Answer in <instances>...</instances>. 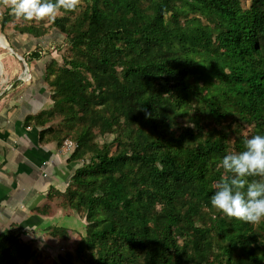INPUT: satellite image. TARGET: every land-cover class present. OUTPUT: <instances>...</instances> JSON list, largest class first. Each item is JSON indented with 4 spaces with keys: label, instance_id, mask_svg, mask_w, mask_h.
Here are the masks:
<instances>
[{
    "label": "trees",
    "instance_id": "16d2710c",
    "mask_svg": "<svg viewBox=\"0 0 264 264\" xmlns=\"http://www.w3.org/2000/svg\"><path fill=\"white\" fill-rule=\"evenodd\" d=\"M15 19L35 38L48 28L4 8L1 32ZM49 26L69 53L45 63L51 104L24 124L39 127V142L71 141L69 160L82 161L40 210L54 203L84 219L55 262L264 264V219L229 218L210 202L222 158L264 135V0H81ZM36 257L32 239L0 232V264Z\"/></svg>",
    "mask_w": 264,
    "mask_h": 264
},
{
    "label": "crops",
    "instance_id": "0c3cea01",
    "mask_svg": "<svg viewBox=\"0 0 264 264\" xmlns=\"http://www.w3.org/2000/svg\"><path fill=\"white\" fill-rule=\"evenodd\" d=\"M21 36L26 37L31 48L34 46L35 37L26 33ZM4 42L0 40V47L9 50ZM11 45L22 58L31 49L19 40ZM16 57L0 50V232H18L23 238L32 239L38 250L58 246L53 256L73 237L71 227L53 222L65 220L76 212L54 207V200L48 214L40 208L50 188L64 191L82 161L69 160L74 148L72 142L70 146L66 143L57 146L54 141L39 142V127L24 124L27 114L49 107L51 100L43 80L45 62L23 58L21 64ZM78 219L84 222L79 215ZM51 226L66 228L68 238L51 236L48 231ZM40 258L37 252V261L32 264H37Z\"/></svg>",
    "mask_w": 264,
    "mask_h": 264
},
{
    "label": "clouds",
    "instance_id": "9594fccd",
    "mask_svg": "<svg viewBox=\"0 0 264 264\" xmlns=\"http://www.w3.org/2000/svg\"><path fill=\"white\" fill-rule=\"evenodd\" d=\"M0 5L27 21H54L61 10L76 11L81 0H0ZM220 166L225 175L213 185L212 207L229 218L260 224L264 219V135L246 138L244 150L225 155ZM158 167L163 170L162 165Z\"/></svg>",
    "mask_w": 264,
    "mask_h": 264
},
{
    "label": "rangeland",
    "instance_id": "374dc122",
    "mask_svg": "<svg viewBox=\"0 0 264 264\" xmlns=\"http://www.w3.org/2000/svg\"><path fill=\"white\" fill-rule=\"evenodd\" d=\"M240 2H241L243 7H247L250 4V0H240ZM4 8H5L4 6H0V16H1L2 12L4 11ZM18 21H19L18 19H15L14 21L9 22L7 24V27L5 28L4 32H1V30H0V40L3 42V44L5 43L4 41H6L9 45V47H11V48H12L11 43L16 42V40L23 42V44H25L26 48L27 47L31 48L30 47L31 44H28V42L25 39L26 37L23 38L21 36V33H19L14 28V26L16 24H18L17 23ZM36 22H42V23H44V25L48 26V28H47V31L44 35H42L41 37H38V38H33V42H34L33 45L34 46L31 49H28V48L27 49L30 52L32 50H35V49L39 50L40 55L36 59H39V62L41 64L43 62L46 63L51 58H55L58 61V63L61 64L63 61V58L66 57L69 53V51H68L69 45L66 42L64 35L62 33H60L55 27L49 26L50 21L47 19H44L41 21H36ZM0 50H4V51L9 52V50L6 48L0 47ZM17 60L20 63L22 62V60H20L18 58H17ZM111 137H112V135L108 134V135L104 136V139L110 140ZM67 217L68 218H66L65 220L62 219V220H56V222H53L54 224H59L60 226L62 225L64 227H71L72 228L70 231V234L73 237L68 238V240H67L68 243H65V245H63V244L61 245V246H63V247H60V250H59L61 253L63 252L62 251L63 248H64V250H67V251H69V250L73 251L76 241L81 237V236H79L81 234L79 233V235H78L77 232L79 231L82 234L84 233V222L82 223L78 219L77 213H72L70 215H67ZM83 221H84V219H83ZM64 230H65V232H68V230H66V228H64ZM36 248H37L39 258L41 257L37 264H59V261L55 262V259H57L58 254H55L52 256L53 251L55 249H57L58 246L54 247L53 249L45 247V248H42L43 250H38V247L36 245ZM44 253H47L48 255L46 256V255H44ZM73 262H74V264L78 263V260L76 259V257L73 258Z\"/></svg>",
    "mask_w": 264,
    "mask_h": 264
},
{
    "label": "water",
    "instance_id": "95a60500",
    "mask_svg": "<svg viewBox=\"0 0 264 264\" xmlns=\"http://www.w3.org/2000/svg\"><path fill=\"white\" fill-rule=\"evenodd\" d=\"M7 46H8V48H9L10 53L15 54V55L18 57V59H20V60L23 61L22 56H20L19 54H17V53L13 50V48L9 47L8 43H7ZM24 64H25V62H24Z\"/></svg>",
    "mask_w": 264,
    "mask_h": 264
},
{
    "label": "built area",
    "instance_id": "2783aa9c",
    "mask_svg": "<svg viewBox=\"0 0 264 264\" xmlns=\"http://www.w3.org/2000/svg\"><path fill=\"white\" fill-rule=\"evenodd\" d=\"M65 143L68 144L69 146L72 144L71 141H67Z\"/></svg>",
    "mask_w": 264,
    "mask_h": 264
},
{
    "label": "bare ground",
    "instance_id": "6f19581e",
    "mask_svg": "<svg viewBox=\"0 0 264 264\" xmlns=\"http://www.w3.org/2000/svg\"><path fill=\"white\" fill-rule=\"evenodd\" d=\"M10 52V51H9Z\"/></svg>",
    "mask_w": 264,
    "mask_h": 264
}]
</instances>
